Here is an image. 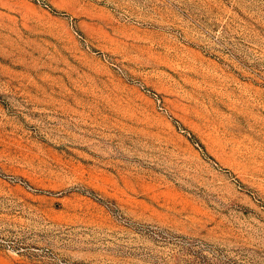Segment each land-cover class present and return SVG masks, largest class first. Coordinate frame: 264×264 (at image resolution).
I'll use <instances>...</instances> for the list:
<instances>
[{"label":"rangeland","instance_id":"1","mask_svg":"<svg viewBox=\"0 0 264 264\" xmlns=\"http://www.w3.org/2000/svg\"><path fill=\"white\" fill-rule=\"evenodd\" d=\"M0 264H264V0H0Z\"/></svg>","mask_w":264,"mask_h":264}]
</instances>
